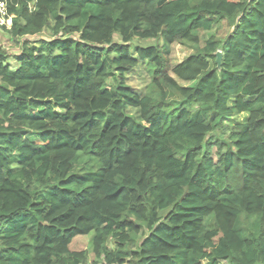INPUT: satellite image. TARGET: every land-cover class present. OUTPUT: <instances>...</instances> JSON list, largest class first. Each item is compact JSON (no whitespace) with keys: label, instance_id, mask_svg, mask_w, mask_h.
Listing matches in <instances>:
<instances>
[{"label":"trees","instance_id":"1","mask_svg":"<svg viewBox=\"0 0 264 264\" xmlns=\"http://www.w3.org/2000/svg\"><path fill=\"white\" fill-rule=\"evenodd\" d=\"M4 1L0 264H264V0Z\"/></svg>","mask_w":264,"mask_h":264},{"label":"rangeland","instance_id":"2","mask_svg":"<svg viewBox=\"0 0 264 264\" xmlns=\"http://www.w3.org/2000/svg\"><path fill=\"white\" fill-rule=\"evenodd\" d=\"M13 18L14 16L11 15ZM12 25V24H11ZM12 27V26H10ZM232 33L231 27H229V24L227 22H224L219 28H214L211 32L208 33H200L201 38L203 41L205 39H208L212 36H215L219 39H226L230 34ZM48 37V33L41 34L37 37H27L26 40L30 42L38 41L40 39ZM116 41H119L118 38H116ZM140 45H152L156 44L154 40H147V41H137ZM0 46L3 47L8 53L9 56L12 58L13 55H16L19 53V46L16 45V43L12 40L10 37V34L7 30H3L0 28ZM204 47V42L201 43L200 48ZM195 51L193 49L183 47L180 45H173L172 47V53L169 57V62L171 66H176L182 62H184L188 57L193 55ZM152 79L149 75L148 69L145 67L144 64H140L129 76H128V84L129 86L134 90L135 93L139 94L140 96H144V94L149 93L151 89L153 88L151 86ZM182 85L186 87L194 86L195 83H181ZM129 113L136 116L137 118L140 116L138 109H129ZM246 116H238L234 117L230 120H228L226 123L237 124L242 123L245 120ZM93 234L87 235V236H79L73 239L72 243L70 244V250L71 251H84V250H90L91 241H92ZM136 242H139L142 240L141 235L137 236ZM135 245V243H133ZM95 260L93 255H90V263L92 264V261Z\"/></svg>","mask_w":264,"mask_h":264},{"label":"built area","instance_id":"3","mask_svg":"<svg viewBox=\"0 0 264 264\" xmlns=\"http://www.w3.org/2000/svg\"><path fill=\"white\" fill-rule=\"evenodd\" d=\"M13 17L9 14L7 2L0 0V28L10 30ZM97 264H103L101 262Z\"/></svg>","mask_w":264,"mask_h":264},{"label":"water","instance_id":"4","mask_svg":"<svg viewBox=\"0 0 264 264\" xmlns=\"http://www.w3.org/2000/svg\"><path fill=\"white\" fill-rule=\"evenodd\" d=\"M222 59H223L222 52L219 51V52L217 53V64H218V69H221Z\"/></svg>","mask_w":264,"mask_h":264}]
</instances>
